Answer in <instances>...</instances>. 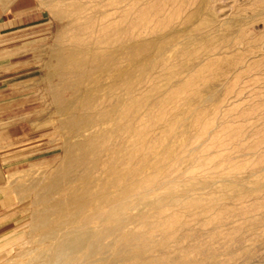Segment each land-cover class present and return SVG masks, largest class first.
I'll use <instances>...</instances> for the list:
<instances>
[{
	"label": "rangeland",
	"instance_id": "374dc122",
	"mask_svg": "<svg viewBox=\"0 0 264 264\" xmlns=\"http://www.w3.org/2000/svg\"><path fill=\"white\" fill-rule=\"evenodd\" d=\"M120 1L114 4L121 8ZM200 1L147 0L135 7V31L146 28L150 39L178 29L171 44L165 47L170 39H163L164 48L149 50L153 53L133 79L137 107L152 111L150 154L160 142L172 141L161 160L168 169L159 172L177 180V192L199 195L198 202L167 212L173 222L201 230L191 243L198 248L171 257L180 259L177 264H264V0H206L204 6ZM15 2L8 1L13 14L0 34V153L6 169L0 185V264H22L14 261L15 253H5L24 239L21 208L26 207L9 183L56 168L66 137L50 96L56 82L48 80L60 28L53 3ZM203 169L215 173L210 182L192 181ZM249 217L258 219L256 224Z\"/></svg>",
	"mask_w": 264,
	"mask_h": 264
},
{
	"label": "bare ground",
	"instance_id": "6f19581e",
	"mask_svg": "<svg viewBox=\"0 0 264 264\" xmlns=\"http://www.w3.org/2000/svg\"><path fill=\"white\" fill-rule=\"evenodd\" d=\"M146 1L121 0L124 5L120 8L114 0H51V14L60 28L50 57L54 75L49 74L48 80L56 82L49 90L60 117V130L66 131L64 155L52 171L9 183L12 189L17 188L14 194L19 201H26V207L21 208L24 239L5 251L8 255L15 253L14 261L177 264L180 259L172 254L198 248L191 243L201 230L180 220L173 222L167 212L198 202L199 195L187 190L177 192V180L159 172L168 169L161 160L172 141L160 142L164 145L150 154L152 111L146 105H136L133 79L137 67L149 59L153 53L149 50L164 48L161 40L170 39L165 47L171 44L178 30L152 39L147 37L146 28L135 31V7ZM205 2L201 0V6ZM65 35L68 41L63 40ZM204 171L192 181L210 182L215 173ZM7 199L13 202L12 197ZM249 220L253 225L258 221L254 217Z\"/></svg>",
	"mask_w": 264,
	"mask_h": 264
},
{
	"label": "crops",
	"instance_id": "0c3cea01",
	"mask_svg": "<svg viewBox=\"0 0 264 264\" xmlns=\"http://www.w3.org/2000/svg\"><path fill=\"white\" fill-rule=\"evenodd\" d=\"M8 1L9 0H0V34L2 33L3 29L6 30L7 24H8V13L13 12L8 8ZM15 4H17L18 0H15ZM4 144V141L2 140V131L0 130V146ZM6 177V169L3 163L2 155L0 153V185L3 183L4 179Z\"/></svg>",
	"mask_w": 264,
	"mask_h": 264
}]
</instances>
